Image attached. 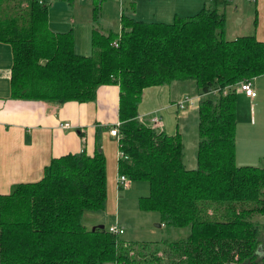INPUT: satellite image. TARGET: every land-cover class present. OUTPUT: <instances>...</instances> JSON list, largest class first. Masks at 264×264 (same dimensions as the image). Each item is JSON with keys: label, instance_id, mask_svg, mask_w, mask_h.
Here are the masks:
<instances>
[{"label": "trees", "instance_id": "obj_1", "mask_svg": "<svg viewBox=\"0 0 264 264\" xmlns=\"http://www.w3.org/2000/svg\"><path fill=\"white\" fill-rule=\"evenodd\" d=\"M229 2L211 0L170 22L122 13L119 31L92 29L84 54L71 30L49 26V0H0V41L12 47L11 97L85 102L99 85L117 84L118 173L148 182L140 208L189 227L185 237L154 242L121 238L118 222L117 233L109 230L114 223L87 227L84 210H99L106 199V159L97 146L52 156L40 178L0 193V264H264V166L235 160L237 88L264 73V40L226 37ZM190 79L198 94L193 168L178 131L138 118L145 87Z\"/></svg>", "mask_w": 264, "mask_h": 264}, {"label": "crops", "instance_id": "obj_2", "mask_svg": "<svg viewBox=\"0 0 264 264\" xmlns=\"http://www.w3.org/2000/svg\"><path fill=\"white\" fill-rule=\"evenodd\" d=\"M248 1L255 3L251 20L252 28L249 27V33L264 40V0ZM95 4L98 5L96 13L94 12ZM210 4L211 0H49L48 22L55 31L71 30L76 52L89 54L92 50V29L119 31L122 13L142 20L170 22L175 16L194 14ZM240 4H242L240 0H230L223 8L226 18L228 17V6L233 7V10L236 11L238 8L241 9ZM248 19L250 18L246 17V20ZM235 21L239 25L242 23V20L239 19H235ZM227 32L228 20L226 19L225 35ZM249 33H238L234 37ZM11 65L12 47L10 43L0 41V193L8 192L15 182L40 178L44 164L52 156L67 152H81L82 150L91 154L98 146L103 150L105 158L107 157L108 160L111 153L109 155L105 140L108 141L109 136L116 139L115 164L118 167L119 142L116 135L110 133V128L119 121V86L117 84L99 85L95 99L85 102L71 100L58 103L17 99L11 97L10 94ZM263 77L264 73L253 77V80L250 79L256 91V95L252 98L237 88V101H240L242 107H244V102L250 103L247 120L250 128L262 124L260 116L264 113V105H262L264 95H260L258 80ZM189 83L192 86V81ZM162 85H150L143 89L138 104H143L144 100L147 104L139 108L138 116L140 118L148 121L149 115L151 117L157 114L160 109L168 114L169 106L166 101L161 102L165 95H159L157 90V87ZM148 88L152 89L147 95H144ZM177 95H181V92ZM196 98L197 96L194 97L195 100ZM152 100H156L157 103ZM178 101L174 103L180 108L177 104ZM189 106H194V100ZM258 110L262 112L257 118ZM185 112L183 116H191L196 125L198 121L197 109L190 108ZM177 114L180 113L177 111ZM65 121L69 125H60V122ZM178 129V126L175 125L174 132ZM116 186L120 187L117 183ZM108 263L111 262L107 261L104 264Z\"/></svg>", "mask_w": 264, "mask_h": 264}, {"label": "rangeland", "instance_id": "obj_3", "mask_svg": "<svg viewBox=\"0 0 264 264\" xmlns=\"http://www.w3.org/2000/svg\"><path fill=\"white\" fill-rule=\"evenodd\" d=\"M240 1L242 3L240 4L241 6L239 5L241 9L238 8V10L234 11L233 7L228 6L227 8L228 17L226 19L228 20V32L226 37L228 38H233L238 33H249V27L252 28L251 20L254 14L255 3L248 0ZM24 3L25 2H23L22 5H25ZM4 6L5 3H2L1 7ZM246 17H249L250 19L246 20ZM235 19L242 20L241 25L237 24ZM253 79L254 78H252V80ZM190 81H192V79H190ZM258 88L260 95H264V77L259 78ZM151 89L152 88H148L145 90L146 94L144 95H147ZM157 90L159 91V95H165L161 102L166 101L169 109L167 112L168 114L164 113V110L161 109L157 112L160 120L157 122L158 124L153 123L154 125H152V127L155 126L158 131L163 129L168 133H173L174 126L177 125L179 128L178 132L180 133L184 143L185 165L188 168L196 167L198 123L195 125L191 116H183V113H186L185 111L190 108H193L194 110L198 109V99H194V106L192 107L187 105L184 108H178L174 103L179 99H183L186 94H190L192 97L198 96L196 95L197 90L195 84L193 83L192 86H190L189 80H174L171 84L163 83L162 86L157 87ZM179 92H181V95H177ZM168 96L169 99H167ZM152 102L157 103L156 100H152ZM146 104L147 102L145 100L143 101V104H138V112L139 108ZM243 104L244 107H242L240 101L238 100L235 160L239 165L250 164L264 166V113L260 116L262 124H258L256 127L254 126L250 128L247 123L249 118L248 111L250 103L244 102ZM262 105H264V99ZM177 111L180 114H177ZM260 112L262 111H257V118ZM138 118L140 120L147 121V119L140 118L139 116ZM148 119H150V115ZM163 124L165 125L163 126ZM105 142L109 155L111 153L108 160L107 157L105 158V204L103 208L99 210L85 209L82 214L81 221L89 228H92L95 224H103L108 227L111 223L120 222V224L124 227V231L120 234V237L129 241L154 242L164 238L177 239L185 237L189 231L188 226L176 227L173 225H167L161 222L160 213L157 210H146L139 207V197L146 195L149 192V186L146 180H130L129 178H126V183L121 184V186L117 188L116 176L118 174V169L115 164L116 139L113 136H109V140H105ZM259 220L263 221L264 219ZM108 264H112V262Z\"/></svg>", "mask_w": 264, "mask_h": 264}, {"label": "built area", "instance_id": "obj_4", "mask_svg": "<svg viewBox=\"0 0 264 264\" xmlns=\"http://www.w3.org/2000/svg\"><path fill=\"white\" fill-rule=\"evenodd\" d=\"M115 43V42H114ZM238 89H241L242 91H244V93L248 96H250L251 98L254 97L256 95V91L253 88L251 81L249 79H245L241 82H239V87ZM218 90H214V92H217ZM225 91V90H224ZM194 98L192 96H185L183 99H181L180 101H178V106L180 108H183L185 105H187V103L192 104L193 103ZM151 120L155 123L159 122L160 117L157 114H154L151 117ZM120 121H117L111 128H110V133L111 134H118V125H119ZM60 125L62 126H67L69 125V123L67 121L65 122H60ZM118 136V135H117ZM118 157L120 156H124L123 152L118 149L117 151ZM126 177L123 174H118L116 182L117 184L121 185V184H125L126 183ZM109 230L111 232L117 233V232H121L122 231V227L118 225V223H114L111 224L109 227Z\"/></svg>", "mask_w": 264, "mask_h": 264}, {"label": "water", "instance_id": "obj_5", "mask_svg": "<svg viewBox=\"0 0 264 264\" xmlns=\"http://www.w3.org/2000/svg\"><path fill=\"white\" fill-rule=\"evenodd\" d=\"M98 150H101V148L99 147V148H98ZM100 226H102V227H103V224H100ZM92 228H94V226H93Z\"/></svg>", "mask_w": 264, "mask_h": 264}]
</instances>
